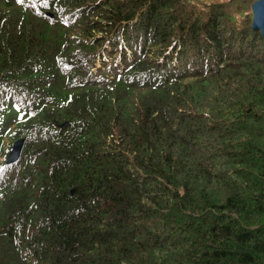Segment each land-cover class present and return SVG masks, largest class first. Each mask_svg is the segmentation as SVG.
Returning a JSON list of instances; mask_svg holds the SVG:
<instances>
[{"label": "trees", "instance_id": "16d2710c", "mask_svg": "<svg viewBox=\"0 0 264 264\" xmlns=\"http://www.w3.org/2000/svg\"><path fill=\"white\" fill-rule=\"evenodd\" d=\"M193 1L0 0V264H264V42Z\"/></svg>", "mask_w": 264, "mask_h": 264}, {"label": "water", "instance_id": "95a60500", "mask_svg": "<svg viewBox=\"0 0 264 264\" xmlns=\"http://www.w3.org/2000/svg\"><path fill=\"white\" fill-rule=\"evenodd\" d=\"M249 29L252 33H259L264 42V0H252L249 5ZM22 140L14 142L8 152L7 162H13L17 159L22 149ZM9 155L12 157L9 158Z\"/></svg>", "mask_w": 264, "mask_h": 264}, {"label": "rangeland", "instance_id": "374dc122", "mask_svg": "<svg viewBox=\"0 0 264 264\" xmlns=\"http://www.w3.org/2000/svg\"><path fill=\"white\" fill-rule=\"evenodd\" d=\"M230 0H195L193 1L194 3H196V5L200 6V8H203L209 4H223V5H226L229 3ZM246 3H244V5L241 7V10H242V13L240 16H235L236 19H241L243 18L244 16L248 19L249 17V0H245ZM12 157V155H9V158Z\"/></svg>", "mask_w": 264, "mask_h": 264}]
</instances>
